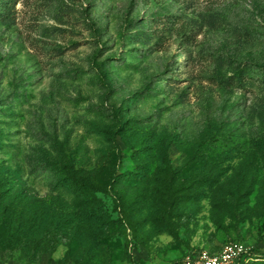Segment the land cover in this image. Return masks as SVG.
<instances>
[{
    "label": "rangeland",
    "instance_id": "rangeland-1",
    "mask_svg": "<svg viewBox=\"0 0 264 264\" xmlns=\"http://www.w3.org/2000/svg\"><path fill=\"white\" fill-rule=\"evenodd\" d=\"M264 264V0H0V264Z\"/></svg>",
    "mask_w": 264,
    "mask_h": 264
},
{
    "label": "built area",
    "instance_id": "built-area-1",
    "mask_svg": "<svg viewBox=\"0 0 264 264\" xmlns=\"http://www.w3.org/2000/svg\"><path fill=\"white\" fill-rule=\"evenodd\" d=\"M252 253L240 243H227L216 252L208 250L195 252L183 264H244Z\"/></svg>",
    "mask_w": 264,
    "mask_h": 264
}]
</instances>
